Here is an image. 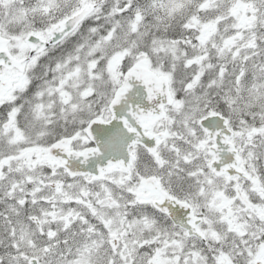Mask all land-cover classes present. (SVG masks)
<instances>
[{
	"label": "snow or ice",
	"instance_id": "6c2138e0",
	"mask_svg": "<svg viewBox=\"0 0 264 264\" xmlns=\"http://www.w3.org/2000/svg\"><path fill=\"white\" fill-rule=\"evenodd\" d=\"M0 264H264V0H0Z\"/></svg>",
	"mask_w": 264,
	"mask_h": 264
}]
</instances>
